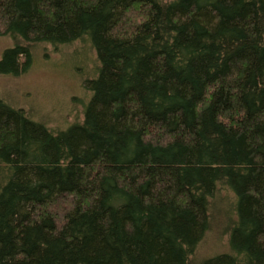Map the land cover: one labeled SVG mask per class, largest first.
Listing matches in <instances>:
<instances>
[{"label":"trees","instance_id":"16d2710c","mask_svg":"<svg viewBox=\"0 0 264 264\" xmlns=\"http://www.w3.org/2000/svg\"><path fill=\"white\" fill-rule=\"evenodd\" d=\"M0 36L10 77L96 58L66 127L0 99V264H264V0H0Z\"/></svg>","mask_w":264,"mask_h":264},{"label":"rangeland","instance_id":"374dc122","mask_svg":"<svg viewBox=\"0 0 264 264\" xmlns=\"http://www.w3.org/2000/svg\"><path fill=\"white\" fill-rule=\"evenodd\" d=\"M12 45L8 36H0V59ZM94 59L91 50L80 42L59 48L49 44L39 46L35 48L33 64L27 72L19 77L0 74V99L23 108L28 115L52 129L66 127L74 119L81 118L82 106L78 100L86 102L88 99L82 87L86 79L82 71L90 70ZM227 205L224 202L220 210L227 211ZM209 240L211 243L206 247L197 249L196 261L219 250V246L213 245L212 236Z\"/></svg>","mask_w":264,"mask_h":264}]
</instances>
